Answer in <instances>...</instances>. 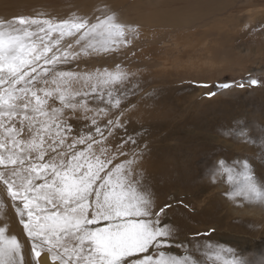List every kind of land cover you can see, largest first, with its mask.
<instances>
[{
  "label": "snow or ice",
  "instance_id": "6c2138e0",
  "mask_svg": "<svg viewBox=\"0 0 264 264\" xmlns=\"http://www.w3.org/2000/svg\"><path fill=\"white\" fill-rule=\"evenodd\" d=\"M138 35L106 3L90 15L0 18V264H44L45 254L51 264H252L197 239L207 233L182 239L168 219L172 203L156 201L141 166L143 130L130 128L138 72L116 62ZM260 85L250 77L213 87ZM226 134L264 156V130L259 139L242 125ZM209 176L233 202L264 203V181L247 159H217ZM9 209L28 261L9 234Z\"/></svg>",
  "mask_w": 264,
  "mask_h": 264
},
{
  "label": "rangeland",
  "instance_id": "374dc122",
  "mask_svg": "<svg viewBox=\"0 0 264 264\" xmlns=\"http://www.w3.org/2000/svg\"><path fill=\"white\" fill-rule=\"evenodd\" d=\"M100 3L127 24L155 20L152 25L143 20L148 27L139 25L138 39L116 62L138 72L140 91L132 98L136 109L130 128L143 130L147 150L141 166L157 203H172L168 219L182 239L207 233L197 239L261 264L264 203L233 202L225 195L227 185L213 183L209 172L217 159H247L264 181L260 147L226 134L242 125L249 137L259 139L264 130V0H0V18L38 11L56 18L90 15ZM160 17L182 26L160 28ZM250 77L261 85L213 87ZM212 91L216 95L209 96ZM7 215L19 234L18 219L10 209Z\"/></svg>",
  "mask_w": 264,
  "mask_h": 264
},
{
  "label": "bare ground",
  "instance_id": "6f19581e",
  "mask_svg": "<svg viewBox=\"0 0 264 264\" xmlns=\"http://www.w3.org/2000/svg\"><path fill=\"white\" fill-rule=\"evenodd\" d=\"M142 14H144V13H142ZM145 14H147V13H145ZM160 15V14H159ZM156 16V15H155ZM162 16V15H161ZM173 17V16H172ZM125 18H126V16H125ZM151 18H154V17H151ZM157 18H158V16H157ZM145 19H148V18H142V20H140V22L141 23H137V21L133 24V23H131V22H129V23H131V24H133V25H137L138 24V26L139 25H143V24H145L144 23V21L143 20H145ZM150 19V18H149ZM121 20H122V18H121ZM154 20V19H153ZM152 20V21H153ZM183 20V19H182ZM132 21V20H131ZM134 21V20H133ZM139 21V20H138ZM145 21H147V20H145ZM152 21H147V23H149L150 25H152L151 23H152ZM155 21V20H154ZM159 21H160V23H159V27L161 28V26L160 25H162V27L164 28V29H166V28H169V27H172V28H177V27H180V26H182V24L181 23H177V22H175L174 20H171L170 22H166L164 19H161V17L159 18ZM163 21H165V22H163ZM123 22H124V20H123ZM128 23V24H129ZM137 23V24H136ZM155 23V22H154ZM171 24V25H170ZM144 26H146V28L148 27V24H145V25H143V27ZM155 26H153L152 27V29L154 28ZM179 29V28H178ZM186 33H184V35H185ZM192 37V36H191ZM174 46V45H173ZM10 211H11V209H10ZM7 223L9 224V222L7 221ZM0 226H3V222H1L0 221ZM11 227V224H9L8 225V229H9V234H15V235H17L18 236V238H19V235H20V240H21V242L24 244V253H25V256H30V250L28 249V245H29V243H28V241H27V239H26V237L24 236V234H23V230H22V225L20 226V233L18 234V229L17 228H10ZM30 247V246H29ZM44 264H51V262L47 259V256H46V254H45V256H44Z\"/></svg>",
  "mask_w": 264,
  "mask_h": 264
}]
</instances>
